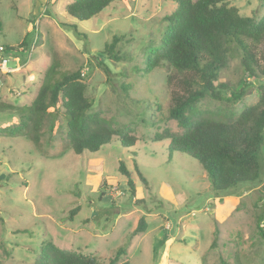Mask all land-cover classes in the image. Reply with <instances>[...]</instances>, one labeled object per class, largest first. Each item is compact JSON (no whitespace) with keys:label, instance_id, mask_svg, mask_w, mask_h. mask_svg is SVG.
Segmentation results:
<instances>
[{"label":"rangeland","instance_id":"1","mask_svg":"<svg viewBox=\"0 0 264 264\" xmlns=\"http://www.w3.org/2000/svg\"><path fill=\"white\" fill-rule=\"evenodd\" d=\"M71 1L0 0V42L7 47L8 65H21L0 72V264H34L45 242L94 254L104 264L120 247L126 254L116 264H264V220L263 234L256 226L260 185L216 194L196 159L169 152L167 140H153L164 128L181 131L167 118L169 70L165 65L146 70L175 0H115L82 21L66 12ZM230 4L243 16L259 19L264 12V0ZM113 37L118 59L105 50ZM23 40L25 50L17 52ZM52 64L62 73L79 70L90 110L135 137L134 145L123 147L113 137L96 152L74 153L61 108L45 119L37 142L3 132L18 124L17 108L32 101ZM218 81L232 90L246 87L232 107L239 112L257 101L264 74L249 75L233 51ZM199 106L205 115L228 111L210 98ZM262 154L263 183L264 145ZM121 160L135 184L133 197L118 171ZM141 216L146 230L134 234Z\"/></svg>","mask_w":264,"mask_h":264},{"label":"trees","instance_id":"2","mask_svg":"<svg viewBox=\"0 0 264 264\" xmlns=\"http://www.w3.org/2000/svg\"><path fill=\"white\" fill-rule=\"evenodd\" d=\"M113 1L72 0L65 9L70 16L82 21L97 15ZM230 1L175 0V9L165 16L159 45L151 48L146 70L158 65H165L169 70L166 75V84L170 87L167 118L176 121L181 131L164 128L154 134L153 140H167L169 152L180 151L196 159L206 171L216 194L258 183L260 205L256 207L260 211L256 215V226L263 234L264 85L258 88L255 103L234 112L232 107L242 99L246 87L232 90L228 82H220L218 77L233 51L240 53L241 64L249 75L255 76L258 71L264 74L260 66V61H264V12L259 19L243 16ZM117 41L118 38L113 37L105 44V50L113 59H118L113 50ZM25 44L23 40L19 45ZM58 69L57 64H52L44 73L32 101L17 108L18 124L1 130L7 135H28L37 142L45 119L53 117L61 108L67 118L66 138L74 153L96 152L113 137L123 147L133 146L135 137L114 128L98 112L90 110L92 100L85 94L84 75L79 70L62 73ZM204 98L225 104L227 113L205 115L199 106ZM135 168L146 184L145 177L137 166ZM118 171L126 178L133 197L135 184L122 160ZM77 210L75 207L70 211V218ZM146 226L141 216L132 233L143 232ZM214 237H217V230ZM215 238L211 247L215 246ZM125 254V247L118 248L106 264H116ZM34 264L104 263H98L94 254L45 242L40 245ZM121 264H129V261Z\"/></svg>","mask_w":264,"mask_h":264},{"label":"built area","instance_id":"3","mask_svg":"<svg viewBox=\"0 0 264 264\" xmlns=\"http://www.w3.org/2000/svg\"><path fill=\"white\" fill-rule=\"evenodd\" d=\"M23 50H25L24 46H19L17 48V52H22ZM7 52V47H5L1 42H0V72L3 73H10V72H14L16 69H19V67L21 65H17V66H9L8 65V58L5 56V53ZM16 63L19 61L18 56H13L11 57Z\"/></svg>","mask_w":264,"mask_h":264}]
</instances>
